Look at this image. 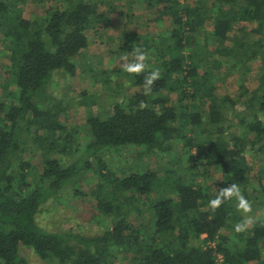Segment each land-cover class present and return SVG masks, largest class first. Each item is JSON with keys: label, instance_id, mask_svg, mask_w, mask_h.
I'll return each mask as SVG.
<instances>
[{"label": "trees", "instance_id": "obj_1", "mask_svg": "<svg viewBox=\"0 0 264 264\" xmlns=\"http://www.w3.org/2000/svg\"><path fill=\"white\" fill-rule=\"evenodd\" d=\"M118 1L129 10L159 8V14H170L164 21L156 18L169 25L153 34L123 31L118 46L130 55L137 47L145 50V75L158 68L161 78L152 94L144 95L143 75L129 74L136 91L112 104L105 117L88 112L80 124L87 141L78 146L77 127L67 129L60 117L66 107L51 90L52 80L60 72L77 74L83 49L98 44V34L86 31L104 27L114 14L118 18ZM26 3L33 5L28 17L22 11ZM242 21L256 24L250 32L257 37L247 46L233 36L235 23ZM0 33L8 39L6 72L12 86L1 84L0 264H29L21 246L53 264H264V212L253 218L254 226L236 233L234 225L244 217L235 199L215 212L208 207L218 189L230 183L250 200L254 186L246 150L264 152V120L257 114H264V68L258 87L244 99L249 116L236 113L242 131L231 137L223 134L222 124L228 97L216 93L213 80H223L227 68L247 71V61L259 59L264 67V0H0ZM169 93H177V99L172 102ZM199 100L208 102L206 115L188 110ZM141 101L148 107L141 110ZM203 121L212 130L200 138ZM129 145L160 156L180 146L188 177L178 168L168 177L137 167L113 174L104 153ZM200 167L220 173L214 189L195 178ZM88 171L98 176L90 195L104 229L90 236L39 224L42 206ZM263 177L261 169L258 181ZM154 190L168 194L153 197ZM144 212L150 220L135 224Z\"/></svg>", "mask_w": 264, "mask_h": 264}, {"label": "rangeland", "instance_id": "obj_2", "mask_svg": "<svg viewBox=\"0 0 264 264\" xmlns=\"http://www.w3.org/2000/svg\"><path fill=\"white\" fill-rule=\"evenodd\" d=\"M118 3L120 4L119 8L122 15L117 18L116 14H114L112 21L104 27H99L95 31V26H93V29L89 28L86 31L89 35L94 34V32L98 34V44L90 45L86 49L84 59L82 58L79 62H76L77 74L70 77L60 72L52 80L51 90L56 98L60 99L66 107L64 116L61 115L60 117L65 120L67 129L74 126L77 127L73 140L76 144H79L78 146L83 145L87 141L86 134L81 132L80 124L83 123L88 112L97 113L101 117H105L110 112L112 104L124 102L136 91V87L130 82V75L122 69L123 62L120 58L128 56L131 59L130 54L119 51L120 48L118 46L123 41L122 32L133 33L138 31L140 34L150 35L160 30L163 25H169V21L168 23L163 22V24L157 22L156 18L158 16L164 21L170 15L167 12L159 14L157 11L159 8L152 10H129L124 1H118ZM32 6L30 3L22 5L23 15L28 17L33 9ZM255 26L254 22H236L233 27V36L237 37L240 42H243L247 46L249 41L257 37L254 33L250 32ZM206 28L210 30L212 23H207ZM8 49V39H3L0 33V100H4L3 95L5 92L1 84L5 82L6 85L12 87L7 82L9 76L6 72V66L10 62ZM247 64L248 70L245 72L240 68L233 70L227 68L226 74L222 76L223 80L219 78L213 79L216 93L219 96L228 97V101L225 103L227 105L224 106L226 121L222 123L225 127L223 134L227 137L239 135L242 131L236 125L238 122L236 113L249 116L250 110L246 108L247 102L245 101L246 98L248 99L251 96L254 89L258 87L261 74L263 73L264 67L260 65L259 59L247 61ZM208 66L207 64L206 67ZM112 67L117 68V71H110ZM223 68L221 67V69ZM213 73L216 74L215 71ZM104 78H110V81L104 82ZM176 94L169 93L172 102L177 99ZM232 101L234 104L231 105ZM184 102L190 104V97H184ZM196 105L197 108H191L190 105L188 110H198V112H202L205 115L208 113V102L199 100L196 102ZM257 114L259 118L264 120V114ZM205 119L206 117H203V120ZM206 122H202L200 138L212 130L211 126H208ZM201 130L199 131L201 132ZM213 134L212 137L214 136ZM246 152L250 166L248 178L254 186L253 190L249 192V201L252 204V212L249 215L253 218H258L259 214L264 212V193L259 192L264 188V177L261 181L257 179L259 178L260 170H264V152L258 148H250ZM102 158L105 159L110 171L119 176L134 171L136 167L142 170L154 171L162 177L176 175L177 173H173V170L177 171V168L179 169V173H184L185 178L188 177L187 173L190 172L186 168L189 163H184L186 158L180 146H175L174 151L166 152L160 156L155 153H147L139 146L129 145L118 149L111 148L104 153ZM36 167V170L41 169L38 165ZM199 171L201 172L200 175L195 174L198 182L199 180L207 182L211 187L210 189H214L217 181L220 179V173L212 167H200ZM106 172L108 171L104 170V173ZM97 178L98 176L93 174L92 171H88L84 175H80L72 180L68 184V188L61 191L56 199L50 200L42 206L41 211L36 215L39 224L54 231L71 229L90 236L100 233L104 229V226L94 211L95 198L90 195L91 189L96 186ZM204 178H207V181L203 180ZM159 190H154L151 196L160 195L161 192L168 194L167 191ZM73 191L79 193L74 195ZM149 218V213L144 212L143 214L140 213L133 222L135 224L145 223L150 220ZM204 237L205 235H201V238ZM20 248L22 255L26 257L29 264H53L40 260L28 248L23 246ZM218 262L220 261L218 260ZM250 264H256V262L252 261Z\"/></svg>", "mask_w": 264, "mask_h": 264}, {"label": "clouds", "instance_id": "obj_3", "mask_svg": "<svg viewBox=\"0 0 264 264\" xmlns=\"http://www.w3.org/2000/svg\"><path fill=\"white\" fill-rule=\"evenodd\" d=\"M122 69L124 72L130 75L140 76L143 75V94L151 95L155 82L161 78V72L158 68L151 71H147L148 65L146 61L149 59V54L142 48H135L132 50L131 59L128 56H122L121 58ZM148 107V104L141 101L139 108L141 110ZM236 201V208L243 214V219L234 225V231L236 233H242L254 226L255 220L249 214L252 212V204L243 194L240 186L236 183H230L226 187L218 189L215 198L208 202V207L212 212H215L221 207L225 201Z\"/></svg>", "mask_w": 264, "mask_h": 264}, {"label": "built area", "instance_id": "obj_4", "mask_svg": "<svg viewBox=\"0 0 264 264\" xmlns=\"http://www.w3.org/2000/svg\"><path fill=\"white\" fill-rule=\"evenodd\" d=\"M209 245H213V244H209ZM218 260L221 262L222 261V257H221V255H217V262H218ZM220 262H218V263H220Z\"/></svg>", "mask_w": 264, "mask_h": 264}, {"label": "crops", "instance_id": "obj_5", "mask_svg": "<svg viewBox=\"0 0 264 264\" xmlns=\"http://www.w3.org/2000/svg\"><path fill=\"white\" fill-rule=\"evenodd\" d=\"M120 15H122V13L120 14ZM124 15V14H123ZM94 45H96V44H94ZM89 48V46L87 47V48H85V49H83V53L82 54H84V55H86L85 53H86V49H88ZM81 54V53H80Z\"/></svg>", "mask_w": 264, "mask_h": 264}]
</instances>
